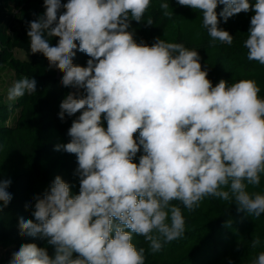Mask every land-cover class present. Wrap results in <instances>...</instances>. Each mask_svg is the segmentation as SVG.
Instances as JSON below:
<instances>
[{
	"label": "clouds",
	"instance_id": "obj_1",
	"mask_svg": "<svg viewBox=\"0 0 264 264\" xmlns=\"http://www.w3.org/2000/svg\"><path fill=\"white\" fill-rule=\"evenodd\" d=\"M150 3L44 0L45 13L29 22L31 52L42 53L50 68L63 73L61 84L77 90L61 102L58 115L63 120L65 114H81L68 129L70 142L55 150L76 155L79 194L72 195L56 176L34 197V219L20 218V235L47 240L54 256L26 243L9 264H145V249L132 243L134 234L149 242L151 253L185 235V218L173 201L191 212L215 197L235 202L237 211L264 213V194L247 190L258 187L264 174L259 86L252 79L231 86L221 79L213 86L196 50L159 38L151 46L137 43L128 31L130 20L141 21ZM178 4L202 11L209 36L228 45L234 38L219 27L218 5H224L219 17L225 23L253 10L243 46L248 60L264 65V0ZM160 7L170 18L168 3ZM152 23L149 17L147 24ZM45 32L59 38L55 46ZM77 47L90 57L86 67L73 64ZM35 92V79L25 76L8 89L7 98ZM141 147L137 164L133 158ZM10 184L0 180V208L12 199ZM258 243L253 240V246ZM254 264H264V252Z\"/></svg>",
	"mask_w": 264,
	"mask_h": 264
},
{
	"label": "trees",
	"instance_id": "obj_2",
	"mask_svg": "<svg viewBox=\"0 0 264 264\" xmlns=\"http://www.w3.org/2000/svg\"><path fill=\"white\" fill-rule=\"evenodd\" d=\"M159 1L168 3L166 11L171 14L170 18L164 15ZM67 2L61 0V4ZM249 3L254 5L256 0ZM223 7L218 5L216 9L219 27L233 36L231 45L214 41L203 27L202 11L180 6L178 0H151L144 18L139 22L130 20L128 31L133 33L137 43L143 41L151 46L159 38L196 50L213 86L221 79L228 86L242 79H252L260 88L259 97L264 99V65L248 60V50L243 46L255 12H242L225 23L219 17ZM45 11L44 0H0V77L9 67L18 80L27 76L36 81L35 93H26L14 104L0 103V180H11L7 191L12 196L7 206L0 208V264H9L13 253L26 243L46 248L49 255L54 256V246L47 240L20 235L19 220L21 217L34 219V197L42 196L56 176L69 184L72 195L79 194L76 155L63 149L55 150L57 145L70 142L68 129L81 114L78 112L71 117L65 114L63 120L58 115L61 102L77 90L61 84L63 73L50 68L42 53L31 52L27 35L29 22ZM63 11L61 8L60 13ZM149 17L153 20L151 25L147 24ZM44 35L51 46L58 43V37H48L47 32ZM20 51L25 57L17 56ZM88 59L90 57L77 47L73 64L86 67ZM103 115L102 123L107 128ZM134 139L138 141L139 131ZM141 155H144L142 147L133 162L138 164ZM247 190L264 194V174L258 187L249 185ZM172 203L181 208L186 221L185 235L162 242L161 250L151 253L149 242L134 234L132 243L145 249V264H254L258 254L264 252V213L257 217L237 211L235 202L215 197H206L191 212L178 201ZM253 240L259 243L253 246Z\"/></svg>",
	"mask_w": 264,
	"mask_h": 264
},
{
	"label": "rangeland",
	"instance_id": "obj_3",
	"mask_svg": "<svg viewBox=\"0 0 264 264\" xmlns=\"http://www.w3.org/2000/svg\"><path fill=\"white\" fill-rule=\"evenodd\" d=\"M159 3H163L162 1H159ZM17 56L19 57H25V54H23L21 51L17 52ZM18 81V77L16 73L9 67H6L5 70H3L2 75L0 77V103H10L14 104L16 102L15 100H8L7 98V92L8 89L14 84V82ZM18 112V110H16ZM11 121V119H9Z\"/></svg>",
	"mask_w": 264,
	"mask_h": 264
}]
</instances>
